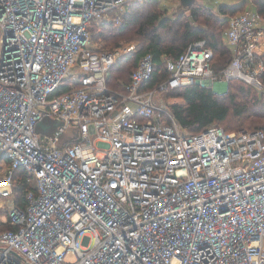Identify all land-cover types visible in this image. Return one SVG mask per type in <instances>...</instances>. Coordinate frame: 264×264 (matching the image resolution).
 Instances as JSON below:
<instances>
[{"label": "built area", "instance_id": "built-area-1", "mask_svg": "<svg viewBox=\"0 0 264 264\" xmlns=\"http://www.w3.org/2000/svg\"><path fill=\"white\" fill-rule=\"evenodd\" d=\"M142 1L0 0V222L14 226L0 230V264H264V131L188 133L157 89L141 90L150 53L124 90L106 84L123 51L95 50L89 25H121ZM209 1L201 2H221ZM223 36V67L213 68V49L199 38L165 57L158 89L222 92L239 79L264 96L259 13L230 16ZM44 115L61 123L54 137L36 131ZM69 125L77 136L58 145ZM17 169L33 182L23 207Z\"/></svg>", "mask_w": 264, "mask_h": 264}, {"label": "trees", "instance_id": "trees-1", "mask_svg": "<svg viewBox=\"0 0 264 264\" xmlns=\"http://www.w3.org/2000/svg\"><path fill=\"white\" fill-rule=\"evenodd\" d=\"M247 2L248 0L231 4L221 2L217 6V14L197 1L190 6L181 4L189 15L182 13L171 20L170 17L160 15L155 0H143L128 5L121 25L112 21L92 20L89 32L95 50L111 51L126 40L141 42L133 52L120 57L110 67L107 86L113 90H124L130 79L129 76L125 83L122 82L125 73L134 65L136 68L140 55L148 52L152 55L154 69L150 79L142 84L141 90L157 89L166 92L168 97L182 100L170 104L168 108L188 133H197L209 125L222 126L223 123H235L242 129L264 131V101L253 85H247L239 79L229 81V90L224 96H218L211 88L198 84L158 89L159 84L168 78L165 57H177L199 38H204L213 49V68L218 70L223 67L230 59V48L223 41L228 18L241 8L244 9ZM251 5L252 9L264 17V0H252ZM262 81L264 82V74ZM26 178L24 169L15 171V200L22 207L25 204V191L33 186V182H27ZM9 228H14L9 221L0 222V230Z\"/></svg>", "mask_w": 264, "mask_h": 264}, {"label": "rangeland", "instance_id": "rangeland-1", "mask_svg": "<svg viewBox=\"0 0 264 264\" xmlns=\"http://www.w3.org/2000/svg\"><path fill=\"white\" fill-rule=\"evenodd\" d=\"M156 4L158 5V9L161 12V16H164V18H169L171 20H174L178 15H181L182 13H185V15H189L188 12L184 11L183 7L181 6L180 0H155ZM197 2L199 1L201 4H204L205 1L208 2L209 0H196ZM201 1H203L204 3H202ZM222 3H228L231 4L233 2H238L241 0H220ZM210 3H212L211 1H209ZM219 2V3H221ZM252 0H248L247 4L245 7H251L252 5ZM243 9L241 8L242 11ZM212 11L217 14V7L215 6V8H212ZM238 11V12H239ZM262 21H264V17L262 15H260ZM170 20V21H171ZM224 44H226V41L223 39ZM138 41H134V40H126V41H121L120 45L118 47H116V49H119L121 51H123L122 56H124L125 54L131 53L135 50V48H137ZM101 44V42H100ZM102 45V44H101ZM148 53V52H147ZM143 54H141L140 56H142ZM121 56V57H122ZM140 59V57H139ZM76 69H78L77 67H75ZM135 69V65L133 67H131L127 73H125V77L123 79L122 82H126L130 76V73L132 70ZM247 85H250L249 83L242 81ZM123 83V84H124ZM213 90V92H215L218 96H224L228 90H229V83L226 84L222 89V92H217L214 90V88H211ZM254 92V91H252ZM257 94L260 95L262 101H264V96L263 94H261V92L257 91ZM155 98L157 101L161 102V103H165L167 106H169L170 104L173 103H179L182 100H180L179 98H175V97H168L166 92H162L161 90H158L155 93ZM235 123H233L232 125H230L229 123H223L221 124L223 127H225L226 129H228L229 131H237L239 128L237 125H234ZM46 125V128L44 129L42 126ZM232 127V128H231ZM58 125H57V120L53 115H44L43 119H42V125H37L36 127V131L38 133H41L42 135H46L49 137H54L55 136V131L57 130ZM245 129V128H244ZM78 134V128L75 125H69L64 131L63 133L60 135V137L57 140V144L58 145H62L64 143V141L70 140L73 137H76ZM7 206L5 203H1L0 201V218H3L5 215V213H7L6 210ZM91 241V237L88 235H82L79 238V243L82 246H88L89 243Z\"/></svg>", "mask_w": 264, "mask_h": 264}, {"label": "water", "instance_id": "water-1", "mask_svg": "<svg viewBox=\"0 0 264 264\" xmlns=\"http://www.w3.org/2000/svg\"><path fill=\"white\" fill-rule=\"evenodd\" d=\"M196 0H180V3L183 6H190L192 3H194ZM61 124L59 121H57V125ZM37 125H42V120L37 123ZM36 125V127H37ZM44 129L46 128V125L42 126Z\"/></svg>", "mask_w": 264, "mask_h": 264}, {"label": "crops", "instance_id": "crops-1", "mask_svg": "<svg viewBox=\"0 0 264 264\" xmlns=\"http://www.w3.org/2000/svg\"><path fill=\"white\" fill-rule=\"evenodd\" d=\"M199 2V1H198ZM232 3H235V2H233V1H231Z\"/></svg>", "mask_w": 264, "mask_h": 264}]
</instances>
